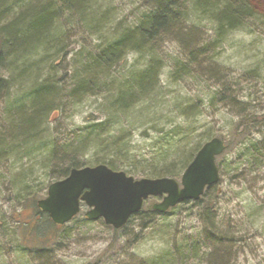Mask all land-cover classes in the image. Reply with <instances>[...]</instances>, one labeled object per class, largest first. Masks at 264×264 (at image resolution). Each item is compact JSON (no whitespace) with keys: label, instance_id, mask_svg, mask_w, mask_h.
<instances>
[{"label":"trees","instance_id":"obj_1","mask_svg":"<svg viewBox=\"0 0 264 264\" xmlns=\"http://www.w3.org/2000/svg\"><path fill=\"white\" fill-rule=\"evenodd\" d=\"M97 2L0 0V68L5 60L11 59L12 63L8 71L10 76L0 78V104L5 105L6 114L5 124L0 127V154L4 151H10L11 156L22 152L27 155L35 150L43 152L44 159L53 169L52 182L67 177L71 169L89 165L104 164L116 172L128 166L129 153L122 136L126 130L124 127H132L137 116L132 112L133 109L151 102L159 86V75L165 59L161 49L164 44L176 39L187 46L183 52L185 62L174 58L176 65L171 73L172 79H177L182 73L181 79L183 75H189L187 71L196 58L188 44L189 37H193L192 27L204 20L212 23L213 39L200 49L206 52L210 47L222 43L229 33L261 22L264 18L259 13L256 0H149L146 10L133 24L114 28L111 14L102 11ZM108 27L113 28L105 36ZM74 30L89 37H99V42L90 50L84 48L71 55L74 50L69 39ZM131 54L144 59L143 68L130 70L124 77L112 73ZM12 90L19 93L17 99L10 100ZM102 95L107 98L101 111V121L89 122L71 141L52 146L48 140L46 145L40 146L43 125L51 115L83 102L88 96ZM210 100L213 103L222 98L215 93ZM187 107L183 108L182 114L190 117L191 108ZM255 121L253 113L246 114L238 123L241 130L237 125L236 132L241 134L244 128L250 131ZM211 139L198 142L184 156L185 160L182 159L179 169L171 164L157 172L152 170L150 178L175 179L180 176L202 145ZM238 144L239 149L244 150L241 154L245 161L237 163L234 169H238L239 165L244 167L242 175L259 170L264 172V135L257 142L244 136ZM230 149L226 143L225 152ZM90 152L92 159L86 160L85 156ZM221 163L217 162L219 173L221 166H225V163ZM22 183L19 189H23ZM47 187L25 189L24 200L29 204L24 206L32 210V215L27 221L20 218L15 220L16 247L22 242L26 243L31 236L37 241L33 251L39 258H34L45 262L50 257L46 247L52 248L61 234L71 232L68 225H54L48 215L37 208V201L45 197ZM211 188L206 189L197 202H183L173 208L187 206L195 212L202 227L194 235L178 232L175 239L170 226L155 221L156 216L166 218L170 210L159 214L148 207L134 215L131 219L140 220L139 228L146 230L149 224L153 230L163 229L169 242L161 253L151 258L134 259L128 264H186L192 260H200L204 264H229L233 237L230 238V233L217 228L219 211L215 201L219 198L210 197ZM42 192L44 196L40 197ZM17 200L20 201L21 197ZM88 222L85 218L79 222L76 217L70 224L82 226ZM112 231L119 233V230ZM2 236L3 229L0 233Z\"/></svg>","mask_w":264,"mask_h":264},{"label":"rangeland","instance_id":"obj_2","mask_svg":"<svg viewBox=\"0 0 264 264\" xmlns=\"http://www.w3.org/2000/svg\"><path fill=\"white\" fill-rule=\"evenodd\" d=\"M148 1L98 0L97 3L102 11L111 14L114 28H125L146 10ZM256 3L260 15L264 17V0H256ZM113 27L106 29L105 36ZM212 28V23L207 20L192 27L193 37H189L188 44L196 58L187 71L189 75H183L181 79L182 73L177 79H172L171 73L176 65L174 58L185 62L183 52L187 46L172 39L161 47L165 59L159 86L151 102L133 109L137 116L132 127H124L123 144L127 146L129 164L118 172H124L134 180L152 179V170L157 172L171 164L179 169L184 156L198 142L220 138L231 149L217 159L225 166H221L220 179L209 195L213 199L216 196L219 198L214 200L219 211L217 228L233 237L229 264H264V172L259 170L242 175L244 167L239 165L238 169H234L237 163L245 161L241 154L244 150L239 149V140L249 136L257 142L264 135V121L260 123L264 119V18L261 22L229 33L217 47L212 46L202 53L201 47L213 39ZM77 33L74 30L70 35L69 44L74 50L71 55L84 48L90 50L99 42V37ZM144 64L142 57L131 54L112 73L124 77L128 71L139 70ZM11 67V59L5 60L0 68V78L9 77ZM215 93L222 100L210 103V97ZM18 94L17 90L10 91V100L17 99ZM106 98L105 95L88 96L83 102L51 115L43 125L40 146L47 144L48 140L52 146L71 141L86 124L101 121ZM186 106L191 108L190 117L182 114ZM249 113L254 114L256 121L250 131L244 128L241 134L237 133L240 118ZM5 118V105L2 103L0 127L5 124ZM9 152L0 154V227L4 231V236L0 237V264H42L44 260L35 259L39 258L33 251L37 241L31 236L26 243L16 247L15 220L30 219L32 210L24 206L29 204L24 200V191L34 186L41 189L53 183L50 180L53 169L44 159L43 152L35 150L27 155L22 152L12 156ZM85 158L91 160V152ZM181 175L175 178L178 182ZM21 181L24 182L23 189L18 188ZM39 196H44L43 192ZM18 197H21L20 201ZM161 201L159 197L149 198L143 208H151ZM85 212L87 208L82 206L79 222ZM155 221L170 226L175 239L178 232L194 235L202 227L195 212L187 206L171 209L164 219L156 216ZM67 225L71 232L61 234L52 248L46 247L50 257L44 264H87L95 261L98 264H128L134 259L151 258L161 253L169 242L163 229L153 230L148 224L149 227L144 230L139 228L141 222L138 219L128 222L119 233H114L112 228L99 221L82 226ZM186 264L204 262L192 260Z\"/></svg>","mask_w":264,"mask_h":264},{"label":"water","instance_id":"obj_3","mask_svg":"<svg viewBox=\"0 0 264 264\" xmlns=\"http://www.w3.org/2000/svg\"><path fill=\"white\" fill-rule=\"evenodd\" d=\"M225 149L219 138L203 144L179 182L172 178L134 180L103 164L71 169L67 177L48 186L46 197L36 205L54 225L63 226L79 214L80 204H84L88 221L102 220L119 230L141 211L149 197H163L162 202L152 206V211L159 214L182 202L198 201L206 188L218 183L216 157Z\"/></svg>","mask_w":264,"mask_h":264},{"label":"bare ground","instance_id":"obj_4","mask_svg":"<svg viewBox=\"0 0 264 264\" xmlns=\"http://www.w3.org/2000/svg\"><path fill=\"white\" fill-rule=\"evenodd\" d=\"M69 107V106H68Z\"/></svg>","mask_w":264,"mask_h":264}]
</instances>
